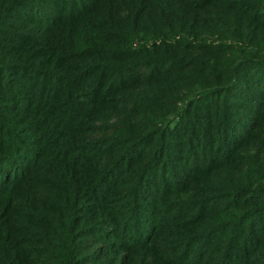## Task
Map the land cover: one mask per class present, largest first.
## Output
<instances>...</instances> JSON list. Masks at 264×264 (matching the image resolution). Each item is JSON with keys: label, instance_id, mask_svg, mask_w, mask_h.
<instances>
[{"label": "trees", "instance_id": "1", "mask_svg": "<svg viewBox=\"0 0 264 264\" xmlns=\"http://www.w3.org/2000/svg\"><path fill=\"white\" fill-rule=\"evenodd\" d=\"M0 264H264V0H0Z\"/></svg>", "mask_w": 264, "mask_h": 264}]
</instances>
